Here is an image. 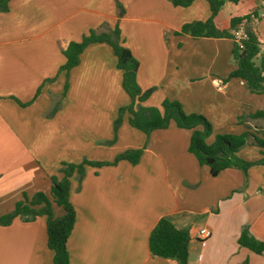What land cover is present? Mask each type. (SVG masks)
I'll use <instances>...</instances> for the list:
<instances>
[{"label":"crops","instance_id":"1","mask_svg":"<svg viewBox=\"0 0 264 264\" xmlns=\"http://www.w3.org/2000/svg\"><path fill=\"white\" fill-rule=\"evenodd\" d=\"M263 13L264 0L225 3L216 27L232 33L231 18L249 17L241 27L264 46ZM209 17L205 0L187 8L168 0H10L0 12V216L24 195H49L50 177L61 178L63 163L112 162L141 149L136 166L86 167L80 184L71 178L76 220L67 241L69 264H178L149 251V234L164 217L188 232L187 264H264V254L237 242L244 229L264 242L263 165L212 178L188 153L190 131L171 123L146 136L129 125L127 113L114 135L118 109L130 100L106 44H90L75 67L60 70L69 43L117 26L122 46L139 63V88L152 91L142 106L160 109L167 99L185 114L204 116L212 126L208 144L218 134L264 137V117L249 118L264 115V95L228 78L235 69L232 40L176 34ZM261 57L262 51L256 62ZM238 155L250 162L262 158L252 139ZM202 228L211 236L198 241ZM0 264H53L45 217L0 226Z\"/></svg>","mask_w":264,"mask_h":264},{"label":"trees","instance_id":"2","mask_svg":"<svg viewBox=\"0 0 264 264\" xmlns=\"http://www.w3.org/2000/svg\"><path fill=\"white\" fill-rule=\"evenodd\" d=\"M10 0H0V12L7 11ZM174 7L187 8L195 0H168ZM208 4L210 17L205 21H194L184 24L179 34H187L193 39L213 38L230 39L233 42L231 51L235 69L228 78H238L246 84L251 93L264 95V57L258 62L260 44L247 27L243 28L247 39L238 45L234 41L233 32L244 25L249 17H234L230 20L229 30H220L216 27L215 19L225 3L237 4L239 0H205ZM119 16L124 12L123 7L117 3ZM106 44L116 58V68L122 72L121 86L129 98L128 105L118 109L117 118L113 124L114 133L117 132L122 117L129 115V125L146 136L155 130H163L173 123L176 128L190 131L188 153L197 161L198 165L208 168L212 178L217 177L222 171L230 168L246 170L254 164L264 166V137L250 131L239 135H215L211 144L206 143L212 135V126L208 120L199 114H185L180 104L176 101L163 100L160 109L156 107H144V103L152 93L151 90L142 91L136 80L139 63L131 52L122 46L120 32L116 26L109 33L84 36L80 42H71L63 51L66 59L60 70L66 72L75 67L79 62V56L90 44ZM39 93V91H38ZM27 105V104H26ZM23 105V106H26ZM53 110L56 112L57 107ZM263 114L249 116L251 119L263 118ZM242 117H240L241 119ZM244 118V117H243ZM252 144L260 150L262 158L256 162L242 159L238 152ZM143 150L130 149L118 154L112 162H91L82 160L80 163H63L59 173L50 177L51 187L49 195L36 193L30 199L24 195L23 199L16 202L10 213L0 216V226H8L15 219L23 222H32L39 217L46 219L47 247L53 252V264H69L67 241L75 224L76 214L70 202L71 178L75 175L78 184L85 176L86 167L101 168L116 166L124 162L136 166L141 159ZM53 207L62 210V215L55 216ZM240 247L257 254H264V242L256 239L242 230L238 240ZM189 235L186 230L177 229L168 218H161L152 229L148 237V247L152 256L162 259H173L178 264H187Z\"/></svg>","mask_w":264,"mask_h":264},{"label":"built area","instance_id":"3","mask_svg":"<svg viewBox=\"0 0 264 264\" xmlns=\"http://www.w3.org/2000/svg\"><path fill=\"white\" fill-rule=\"evenodd\" d=\"M233 37H234V41L238 45H241V42L247 39V35L242 27H239L236 31L233 32ZM259 50L264 52V46L260 45ZM210 236H211V231L206 228H202L198 230L196 238L198 241H205L209 239Z\"/></svg>","mask_w":264,"mask_h":264},{"label":"rangeland","instance_id":"4","mask_svg":"<svg viewBox=\"0 0 264 264\" xmlns=\"http://www.w3.org/2000/svg\"><path fill=\"white\" fill-rule=\"evenodd\" d=\"M57 105H59V104H57ZM60 108V106H58L57 107V110ZM56 110V111H57ZM122 123V122H121ZM121 125V124H120ZM120 127V126H119ZM114 135H116V133H114ZM115 140H116V137H114L113 139H112V141H110V142H108V143H106L105 145H112V144H114V142H115ZM208 140V139H207ZM207 142H210L209 140L207 141ZM56 209H57V211H60V214L61 213H63L62 212V210L60 209V208H58V207H56ZM62 215V214H61ZM59 216V215H58ZM202 221H201V219L199 220H195V225L198 227L199 225H200V223H201Z\"/></svg>","mask_w":264,"mask_h":264}]
</instances>
